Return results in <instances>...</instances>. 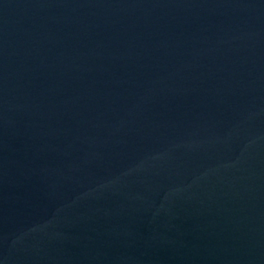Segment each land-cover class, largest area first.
<instances>
[{
  "label": "water",
  "instance_id": "obj_1",
  "mask_svg": "<svg viewBox=\"0 0 264 264\" xmlns=\"http://www.w3.org/2000/svg\"><path fill=\"white\" fill-rule=\"evenodd\" d=\"M0 264H264V0H0Z\"/></svg>",
  "mask_w": 264,
  "mask_h": 264
}]
</instances>
